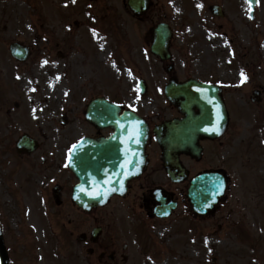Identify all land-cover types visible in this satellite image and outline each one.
Returning <instances> with one entry per match:
<instances>
[{"label":"rangeland","instance_id":"rangeland-1","mask_svg":"<svg viewBox=\"0 0 264 264\" xmlns=\"http://www.w3.org/2000/svg\"><path fill=\"white\" fill-rule=\"evenodd\" d=\"M65 1L67 3L62 7ZM126 2L127 0H102L91 8L88 4L80 2L78 6H73L71 0H0V225L11 264H74L73 256L76 255L78 258L77 253L71 249L70 237L63 232L60 225L62 221L72 222L70 229L78 236L90 228L92 217L76 212L70 207L57 208L51 194L53 184L46 186L45 183L48 182L46 180L48 177L66 183L72 182L69 173L58 168H61L66 154L74 143L84 135L94 133L93 128L83 117V112L91 99L102 96L103 88L108 87L118 92L116 100L125 102L128 108L149 115L153 124L157 123L155 122L157 117L164 120L173 114L166 100L154 98L155 85L161 83L163 85L170 76L166 73L168 64L154 63V72L150 68L155 59L147 56L146 64L140 53L141 49L145 52V47L150 46L151 27L166 20L176 30L173 64L178 77L215 80L216 58L213 39L215 26L212 16L207 9L204 10L205 4L207 8L211 1L198 0L194 3L191 0H178L177 3L180 7L183 5L185 11L181 7L178 13L174 14L175 11L172 12L169 1L165 5L163 0H152L151 9L140 19L131 14ZM221 3L226 11L230 12L235 3L241 5V0H222ZM99 8L102 10L101 13ZM162 11H168L164 19ZM85 14L94 16L104 14L109 17L107 22L111 33L108 38L111 40L109 50L112 54L117 52L119 57L122 55L125 60L118 63L115 60L116 71L110 66L113 57L110 59L108 52L103 61L98 56L95 57L94 63L87 60L86 51L75 53V49L82 48L77 43L82 46L84 43L78 42L81 39L76 40L74 35L80 34L84 39L90 28L100 27L98 21L95 24L88 21ZM73 19H77L81 26L75 27L72 24ZM68 25L72 27V32L67 31ZM251 26L249 36L241 38L243 47L241 50L245 49L248 54V61L258 82H255V86H264V0L261 2L257 22L255 26L254 24ZM61 27L62 30L59 32ZM204 29H210L206 39L203 38ZM70 33H73L72 37H69ZM125 34L128 40H120ZM193 40H196V43ZM15 42L22 43L33 51L31 60L24 65L18 66L19 64L14 61L18 70L13 69L16 65L7 51ZM135 46L137 52L135 57H131L132 47ZM61 50L63 53L60 54ZM190 52L192 56L189 55ZM224 52L227 54L226 49ZM72 55L77 57L76 62L73 57L71 60ZM253 55L255 64L251 62ZM81 59L85 62H80ZM223 63L225 64V58ZM101 64L106 65L110 71ZM57 74L58 80L55 78ZM235 74L236 72L234 81ZM138 76L151 84L150 97L153 98H138L136 94ZM27 83H30V87H27ZM37 84L42 85V90ZM84 99L86 101H83ZM31 100L32 103H29ZM237 101L244 102V97L238 95ZM245 106L248 107L246 104ZM235 107L244 110L236 105ZM158 111L160 115H157ZM64 117L68 120L66 125L60 124ZM244 121L246 122L245 119ZM24 134L30 135L40 144L39 150L33 155H20L15 151L17 139ZM241 147L239 145L236 151ZM44 158L47 162L42 164ZM229 165L233 176L240 177V182L246 178V172H254L256 169L254 166L245 165V169L241 171L240 160L238 166H234L233 162ZM261 174L264 175L263 171ZM258 184L259 179H253V176L249 175L236 195L234 206L236 215L233 222L240 224L228 236H234L233 240L238 243L240 249L243 243L253 248H258L262 243L264 245V239L262 243L253 242L252 237L251 241L249 238L241 241L240 237H246L241 231L238 232L245 228L246 223L250 228H259L263 225L261 224L263 221L257 222L253 215L262 214L264 218V195H260L258 201L255 199L251 201L249 195ZM64 197L69 199V196ZM234 197L235 190L232 189L227 203L234 205ZM228 210L229 206L228 209L221 207L218 212L215 227L217 233L209 227L213 233L207 235L216 239L214 244H208L206 250L208 258L199 264H217V261L214 263L213 258L209 257V252L214 247L215 257L221 259L219 264H240L238 257L229 258L231 255L233 257L234 251L227 245L226 239L217 241V238L221 240L222 222L230 224V215L223 217ZM242 215L247 216L248 221ZM204 232L211 231L203 230L202 234ZM224 236L226 238L227 234ZM63 243L71 248L68 249L67 245L61 246ZM258 260L264 264L263 249ZM190 264H196L194 257ZM241 264L252 263L244 260Z\"/></svg>","mask_w":264,"mask_h":264},{"label":"flooded vegetation","instance_id":"flooded-vegetation-1","mask_svg":"<svg viewBox=\"0 0 264 264\" xmlns=\"http://www.w3.org/2000/svg\"><path fill=\"white\" fill-rule=\"evenodd\" d=\"M239 20V19H236ZM236 20L227 14L220 17L217 23V36L226 39L231 47L237 45L239 30ZM218 38V41L219 39ZM242 58L246 56L244 51ZM233 68L227 66L226 89L221 94L229 95L231 88V72ZM218 79L221 80V68L217 67ZM259 93V99H261ZM264 118L261 124L254 125L243 138L238 136V124L231 119L229 132L219 140L205 139L202 142L203 156L200 161L183 156L188 178L178 184L172 181L164 169L162 150L157 142L150 138L146 147L148 165L143 174L130 183L129 192L123 198L114 199L104 214L93 220L102 226V236L94 238L92 230L89 235L80 239L81 252L87 258V264H189L193 256L199 261L204 255L203 244L187 240L185 234L187 225L200 226L206 221L215 222L218 207L210 210L205 216L194 212L188 196L191 177L201 173L221 171L224 167H212V163L219 161L224 153L229 154L233 146L240 143L246 145L247 157L254 163L261 160L260 151L263 143ZM111 131H97L94 138L109 136ZM227 149L224 152L223 149ZM232 151L235 152L233 149ZM205 159L207 160L204 165ZM264 160V157L262 158ZM264 169V161H263ZM230 185V183H228ZM69 187H62V195L68 193ZM65 205L66 202H65ZM73 207H75L73 205ZM107 210V209H106ZM99 210H93L95 213ZM114 212H120V219H110ZM160 215V216H158ZM84 241V242H82ZM93 260V261H92Z\"/></svg>","mask_w":264,"mask_h":264},{"label":"water","instance_id":"water-1","mask_svg":"<svg viewBox=\"0 0 264 264\" xmlns=\"http://www.w3.org/2000/svg\"><path fill=\"white\" fill-rule=\"evenodd\" d=\"M130 6L136 13H141L146 8L145 0H131ZM155 34L156 43L153 51L158 53L163 59H168L167 41L170 32L165 25H161L155 31ZM17 56L21 57L20 54ZM169 91H171V88L167 89V92ZM179 91H177V94L186 99L184 106L186 110H182L188 113V118L174 125L173 137L171 135L167 137L166 135V140H174V145L181 147L182 143L179 141L185 140L187 134L193 129L192 118L189 113L190 109L195 106L199 107L200 103L203 105L200 108L204 107L206 109L205 113L210 114L214 111L215 99H211L208 95L205 96V93L210 92V88H205L194 82L181 86ZM118 112V108L115 105H110L104 101L94 102L89 110V119L96 122L98 127L113 128L116 134L108 140H85L75 147L70 157V167L82 182L78 190L80 188L84 190L85 186L91 187L94 190V195L99 196L92 198L87 196L86 192H78L75 198H78V203L81 206L84 205V202H95L97 204L101 201V198H106L111 193L118 191L120 187H123L131 173V168H134V157L137 154V150L142 148L140 142L142 140L144 143L146 140L147 127L142 124V121L132 113H126L122 118H119ZM132 133L136 134V141ZM123 140L126 142L124 143ZM33 143L29 142L28 146L34 148ZM177 143L180 144L176 145ZM21 146H24V144L22 143ZM134 148H137L136 153ZM122 150L125 154H123ZM116 173H118L117 177L115 176ZM0 253L4 264H7L1 238Z\"/></svg>","mask_w":264,"mask_h":264},{"label":"bare ground","instance_id":"bare-ground-1","mask_svg":"<svg viewBox=\"0 0 264 264\" xmlns=\"http://www.w3.org/2000/svg\"><path fill=\"white\" fill-rule=\"evenodd\" d=\"M174 5H176V3H174ZM105 51V49H103V52ZM105 58V54L103 53L102 54V57H101V60H103ZM38 87L40 88V89H42V86L41 85H38ZM252 253V255H251V257H250V259L249 260H254V261H256V264H260V262L259 263H257V259H258V257L260 256V254H256V252L254 251V252H251ZM239 261L240 262H244L242 259H239Z\"/></svg>","mask_w":264,"mask_h":264},{"label":"snow or ice","instance_id":"snow-or-ice-1","mask_svg":"<svg viewBox=\"0 0 264 264\" xmlns=\"http://www.w3.org/2000/svg\"><path fill=\"white\" fill-rule=\"evenodd\" d=\"M242 75H243V73H242Z\"/></svg>","mask_w":264,"mask_h":264}]
</instances>
